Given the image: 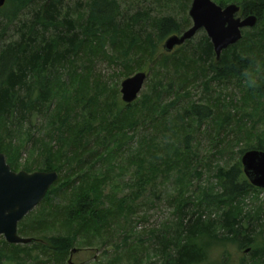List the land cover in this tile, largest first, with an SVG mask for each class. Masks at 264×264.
I'll list each match as a JSON object with an SVG mask.
<instances>
[{
	"label": "trees",
	"instance_id": "16d2710c",
	"mask_svg": "<svg viewBox=\"0 0 264 264\" xmlns=\"http://www.w3.org/2000/svg\"><path fill=\"white\" fill-rule=\"evenodd\" d=\"M10 1L16 9L3 14L0 8V15L15 20L32 0ZM214 1L222 6L237 3L241 7L240 16L255 14L258 17L257 24L243 30L242 39L223 50L220 59L206 33L197 43L187 40L175 53H158L160 42L185 26L174 16H164L154 18L155 30L144 34L136 30L135 23L148 18V13L139 12L128 20H121L118 0L89 1L87 10L77 12L80 15L87 11L83 22L82 17L76 18L65 10L63 0L42 1L19 38L4 45L0 43V153H5L13 170H56L59 174L43 200L18 224L21 234L34 232L40 236L50 227L57 231L42 240L32 238L26 244H12L0 236V264H5L4 257L9 261L13 257L23 259L21 251L30 243L37 245L40 253L47 257L43 264L64 263L74 246L90 234L96 240L104 228L131 222V219L126 220L128 208L131 210L128 195L118 196V190L136 184L144 191L159 172L173 177L177 189L173 203L178 215L172 226L168 225L175 227L172 237L162 235L161 264L204 261L206 246L198 240L217 238L222 231L220 236L241 247L253 245L255 225L244 224V219L251 220L252 216L242 213L239 206L241 198L256 187L244 174L241 156L251 148L264 150V0ZM190 3L191 0H186L184 6L188 8ZM185 22L188 26L189 17ZM51 28L55 31L48 34ZM4 29H0V36L4 35ZM108 44L111 52L106 48ZM84 58L90 64L99 58L112 64L119 61L124 70L121 73L127 77L137 70L158 67L169 76L166 81L159 79L155 91L145 95L142 102L123 103L116 85L89 76L92 69L82 65ZM80 66L83 72L79 71ZM197 68L204 74L207 89L213 81L236 79L240 99L215 101L220 105L213 104V100L204 104L191 102L183 109L178 108L176 98L192 84L191 81L189 85L182 84L180 80L189 81L191 76L193 79L199 75ZM174 74L178 75L176 86L174 80L169 79ZM165 95L175 97L165 100ZM230 106L235 109L242 106L250 116L240 119L243 124H237L236 142L245 141V147L239 149V156L232 164L227 162L217 167L219 179L215 186L199 185L200 196L193 200L185 198L191 176L199 172L191 156L192 129L195 125L197 129L204 125V133L221 140V129L229 125L235 113ZM94 107L101 115L99 118L93 116ZM32 118L38 122L43 119L44 123L36 128ZM95 120L99 121L98 125L94 124ZM27 123L29 128L25 129ZM257 124L261 129L255 133ZM139 125L152 128L153 133L142 134L134 147L131 139L135 134L129 136V133ZM45 126V135L37 136ZM159 129L171 133L161 137ZM2 131L7 138L1 137ZM21 136L23 140L18 144L9 142ZM92 137H95L93 141ZM27 143L29 161L20 166L17 157ZM121 155L123 160H120ZM96 160H100V166L92 163ZM126 173L132 174L129 180L133 182L121 179L118 185L112 183L114 178H123ZM190 205L203 209L187 219L190 211L195 214L189 210ZM211 206L220 208L221 213L215 217L206 213ZM32 220L33 229L29 228ZM122 242L128 245L126 236ZM8 248L13 257L5 252ZM262 249L255 250L254 260L262 259ZM120 260L118 255L107 264H121Z\"/></svg>",
	"mask_w": 264,
	"mask_h": 264
},
{
	"label": "rangeland",
	"instance_id": "374dc122",
	"mask_svg": "<svg viewBox=\"0 0 264 264\" xmlns=\"http://www.w3.org/2000/svg\"><path fill=\"white\" fill-rule=\"evenodd\" d=\"M42 1L45 0L30 1L23 9H21L20 13L18 14L19 16L15 20L14 18L10 20L6 18V16L0 15V29L5 27L4 35L0 36L1 45H4L10 41H15L19 38L21 30L24 29L25 25L27 23H30V21L34 18V16L39 10L38 3H41ZM89 1L91 0H63V5L66 11L69 10V12L72 13V16L76 18L78 16L82 17L81 20L83 22L86 18L87 11L80 15L77 14V12L80 10H87ZM118 1L120 3L121 8V15L119 16V19L121 20H128L131 18V16H135V14L139 12L143 14L148 13V18H142L141 20H138L137 23H135L136 30L144 31L142 32L144 34L155 30L153 26L154 18H160L164 16H174L182 23L183 26H185L180 32L176 34H182L192 25V19L189 15L190 7L186 8L184 6L186 0ZM80 3H82V6H79ZM0 8L3 14L11 13L16 9L15 4H13V2H11L10 0H4L3 4H0ZM188 17L190 23L187 26L185 21ZM251 28L247 27L243 30L245 31ZM53 31H55L54 28H51L48 34ZM203 33H206L204 28L200 29L189 40H191V43H197L200 41ZM165 39L160 42L158 46L159 49L157 51L158 53L165 51V49L163 48ZM180 46H176L172 52L166 51L167 54L175 53ZM106 48L108 51H112L110 44H108ZM85 64L86 66H89L92 69L89 74L92 79L99 78L102 83L105 82L109 85H116L118 87L117 89L119 93V100L125 103L122 99L121 94V82L122 80L127 78V76L122 75L121 72L123 70V66L119 61L112 64L108 62L105 58H99L94 62V64H90V61L84 58L82 65ZM79 71L83 72V67L81 68L80 66ZM138 71H145L147 74V78L136 102H142V98L145 95L152 94L153 91H155V86H157L159 83V79H161L162 81H166L169 76V74L166 75V72L163 70L162 67H158L155 70L144 68L142 70L135 71L133 74ZM158 71H162L163 74L158 73ZM200 71L201 69L197 68V72ZM63 77L64 79H67L66 74H63ZM169 79H173L174 85H177V74H174L172 77H169ZM190 81L192 84H190ZM180 83L186 85L190 84L186 87L185 91L187 92H182L183 94L176 98L178 108L180 109L189 106L191 102H198L204 104V102L213 100V104L216 105H220L221 103H215V101L226 100L237 102L241 96V92L238 88V83L236 79L227 81H213L209 84V89H207L205 85L204 74L200 72V74L195 75L193 79L191 76L189 81H183L181 79ZM174 97L175 95H165V100H170ZM54 107L53 109L56 108ZM241 107L242 106H240L238 109H235L231 106L229 107L235 109V113L233 112L234 116L232 117L231 121L228 122L229 125H226L225 128L221 129V140L215 138L212 139L207 133H204V125L201 127V129H197L196 125L194 129H192L193 139L191 145L193 154L191 156H194V165L196 166V168L199 169V172L197 173L198 175L191 176L190 184L186 187L185 198H191L190 200H193L195 197L200 196L201 186H215L219 179L216 176L217 167L225 166L227 162H229V164H232L239 156V149L241 147H245V141L239 143L236 142V136L238 135L237 124H243V120L250 117L249 115H247L248 112L243 110V107ZM92 111L93 116L95 118H99L101 116L100 114H98L96 107H94ZM70 113L73 116L74 110ZM98 120H95V125L99 124ZM32 123L37 126L36 128H39L41 124L44 123V120L42 119L40 122H38L36 119L33 121L32 118ZM24 128H29L28 123L24 125ZM46 128V126L43 127L40 133L38 135L36 133V135L44 136ZM260 129L261 125L257 124L256 129H254V132L258 133ZM151 133H153L152 128H144L143 125H139L135 129V131L131 129L129 136L135 134V137L131 139V145L134 147L137 146L138 139L141 138L142 134ZM170 133L171 131L164 129H159L158 132L161 137L164 134L170 135ZM1 137L7 138L3 134V131L1 132ZM94 138L95 137H92L91 141H93ZM8 139H6V142H8ZM21 140H23L22 136L16 137L15 139H13V141L9 139V142H13L14 145H16ZM28 145L29 144L27 143L25 149L21 148V155L17 157V163L20 166H25L27 161H29V153L27 151ZM128 153L129 150L125 154L126 156H124V158L127 157ZM122 155L120 157V160L124 159L122 158ZM92 163H94V165L100 166V160H96ZM89 165H91V163H89ZM14 171L17 170L14 169ZM192 171H194L193 168ZM131 177V173H126L123 178H114L112 183L118 185L119 182H121V179L128 181L129 179H131ZM129 181L133 182L132 180ZM175 186L176 185L173 180V177H166L165 174L162 175L159 172L155 181L152 184L149 183L144 191H142L140 186L138 188V185L136 184H133L131 187H121L118 190L119 194L117 195H128L127 204L131 206V210L128 208L126 220L131 219V222H127L126 224H124V226H119L117 224L104 228L97 235L96 240L92 237V234H90L88 237H86V239L78 242L74 246L73 249H76V251L72 255H70L64 263L61 264H107L109 262H112L114 260V257H118V255H120L121 257V264H161L163 260V256L161 254L162 235H164L165 238L166 236L167 238L172 237L171 235L173 234L175 227L171 228L168 227V225L172 226V224L178 219V215L175 211L176 206H174L173 203L174 196L177 195V189L175 188ZM196 207L197 206L195 205L189 206V210L195 211V214L193 215V213H191L190 211L188 213L189 215L186 217L187 219L195 217L197 215V212L203 209V207H197L199 208L197 210ZM239 207L242 209V213L251 214L252 216L251 220L250 218L244 219V224L248 226L247 224L250 222L249 225H251V223L255 225V242L253 243V245H250V247H241L236 242L224 237V235L220 236L222 235L223 231L217 238L202 237L198 241L204 243V246H206L207 256L204 261L197 264H241L242 262H245L246 264H255L254 261L257 262L256 264H264V253L261 254L263 255L262 259H253V253L255 252V250L260 248H263L262 250H264V189L256 187V189L249 191L241 198ZM221 211L222 210L220 208H217L216 206H211L205 212L211 213V215L215 217L219 213H221ZM32 222L33 220L30 222L29 226V228L31 229H33L31 227ZM56 231L57 230H55V228L50 227L40 236H36L34 232L30 234H19L26 238L36 237L39 240H42L47 235L55 233ZM220 231L221 229H218V232ZM125 236L126 239H128L129 241V243L127 242V246H124L122 242ZM1 247L2 245H0V248ZM248 249L250 250L248 251ZM5 252H8L9 255H11L10 253H13L9 248L8 250L6 249ZM21 252V257H23V259H17L11 255L13 257L12 261L6 260L5 257L3 258L5 264H32L34 263V261H36V264H43L42 262L47 260V257L40 253V250L37 248V245H31V243L29 244V246L24 247V250H22ZM69 259H71V262H69ZM49 264L53 263L51 262ZM54 264L57 263L54 262Z\"/></svg>",
	"mask_w": 264,
	"mask_h": 264
},
{
	"label": "water",
	"instance_id": "95a60500",
	"mask_svg": "<svg viewBox=\"0 0 264 264\" xmlns=\"http://www.w3.org/2000/svg\"><path fill=\"white\" fill-rule=\"evenodd\" d=\"M3 2L0 0L1 5ZM240 9L237 3L222 6L214 0H192L189 8L192 25L182 34L168 36L163 48L172 52L176 46L184 44L204 28L214 46L217 59H220L223 50L242 39L244 28L254 27L258 22L255 14L240 16ZM146 78L145 71H138L122 80L121 94L124 102L130 104L137 100ZM241 163L250 184L264 189V150H246L241 156ZM58 176L56 170L14 171L6 155L0 153V236L12 244L32 241V238L19 234L18 224L43 200ZM75 251L72 249L71 255Z\"/></svg>",
	"mask_w": 264,
	"mask_h": 264
}]
</instances>
